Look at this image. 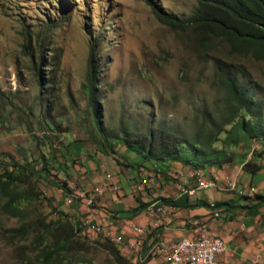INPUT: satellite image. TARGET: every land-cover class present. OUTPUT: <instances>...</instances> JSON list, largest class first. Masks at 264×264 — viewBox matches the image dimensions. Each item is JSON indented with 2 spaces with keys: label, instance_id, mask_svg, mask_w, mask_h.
Wrapping results in <instances>:
<instances>
[{
  "label": "rangeland",
  "instance_id": "rangeland-1",
  "mask_svg": "<svg viewBox=\"0 0 264 264\" xmlns=\"http://www.w3.org/2000/svg\"><path fill=\"white\" fill-rule=\"evenodd\" d=\"M155 2L183 19L192 17L197 7V0ZM92 54L101 128L94 124L84 87ZM218 59L233 64L232 70L264 104V59L236 53L193 27L172 28L156 16L152 0H0V183L5 171L15 169L26 172L31 182L16 187L22 193L15 203L21 208L18 216L5 211L8 198L0 189V264H49L40 252L51 248V239L41 243L34 227L41 233L42 220L54 221L63 212L54 202L59 184L87 202L94 193L95 187L78 188L82 172H73V162L78 164L80 151L99 148L104 136L107 146H115L111 155L128 163L135 152L116 137L145 136L151 128L165 126L192 140L199 128L210 126L206 113L213 118L226 105L216 73ZM77 142L76 152L72 144ZM213 148H223L222 141H214ZM262 150L257 141L226 148L250 159L264 157ZM72 153L76 157L65 161ZM148 161L150 167L141 165L147 174L176 175L175 165L167 168L171 160ZM27 190L32 196H24ZM23 225L29 231L15 234ZM79 236L83 245L64 252L65 260L115 264L103 246L107 238L92 232Z\"/></svg>",
  "mask_w": 264,
  "mask_h": 264
},
{
  "label": "crops",
  "instance_id": "crops-1",
  "mask_svg": "<svg viewBox=\"0 0 264 264\" xmlns=\"http://www.w3.org/2000/svg\"><path fill=\"white\" fill-rule=\"evenodd\" d=\"M78 145V142L72 144L74 148L76 146V152ZM98 146V150L90 149L86 154L80 151L77 153L79 157L73 156L74 152L72 157L66 154L65 161L71 162L73 157L79 159L78 164L73 162V172L78 168L82 172L78 188L88 191L103 185L106 186L105 194L95 198L90 205L89 199L88 202L81 197L80 200H71L66 184H59V192L54 198L55 204L62 205L60 215L69 216L83 232L98 233L89 225L103 223L120 237L117 243L110 240L133 262L170 264L158 256L160 250L156 251L157 246L166 240L175 242L186 237L193 238L201 227H206L209 233L221 237L227 244L226 252L218 256L220 264H264V204L257 207L261 203L258 195H264L263 156L255 158L262 164L255 175L244 169L249 157L221 168L209 166L211 168L207 170L211 171V178L205 177L206 169H198L197 179L209 178V182L216 185L191 194L189 189L195 186V181L190 179L194 169L189 165L179 161L167 162V168L170 164L175 165L176 175L171 179L161 175L156 178L152 172L147 174L141 166L150 167L148 159L143 157L136 161L141 155L129 154L128 163L118 162L117 157ZM158 169L163 171L165 166ZM65 174L69 178L67 172ZM145 177L153 180V184H142ZM70 179L69 185H72L74 180ZM113 184H118L119 189H113ZM183 195L187 196L190 206L172 205V201ZM222 202L224 204L216 206ZM217 208L221 210L218 215L214 212ZM85 222L87 225L84 226ZM137 226L149 228L142 236L141 248L131 250L128 243L139 238L134 230ZM101 235L109 239L105 234ZM164 251H168L167 246Z\"/></svg>",
  "mask_w": 264,
  "mask_h": 264
},
{
  "label": "trees",
  "instance_id": "trees-1",
  "mask_svg": "<svg viewBox=\"0 0 264 264\" xmlns=\"http://www.w3.org/2000/svg\"><path fill=\"white\" fill-rule=\"evenodd\" d=\"M152 5L156 16L174 29L184 31L193 27L194 30L207 34V37L222 40L236 53H251L256 59H264V0H197V7L192 17L187 19L162 10L155 0H152ZM232 67L233 64L228 66L219 59L216 61V73L219 84L224 89L226 105L219 107L217 116L213 118L206 113L205 121L210 126L205 124L199 128L195 139L184 137L178 128L165 126H160L157 130L151 128V131L145 136L132 138L125 135L116 137V139L123 140L129 150L149 160L179 161L195 170L205 169L208 166L221 168L226 164L244 160L246 157L244 152H228L226 148L245 145L251 141H257L264 145V104L256 100L254 94L246 87V83L240 79L239 73L233 71ZM95 71L96 66L92 54L90 76L84 87L92 104L91 112L94 116V124L101 128L96 93L98 76ZM222 133L224 134L223 138H219ZM117 140L115 143L119 142ZM218 140L222 141L223 148L215 149L213 142ZM105 142L103 136L99 145L103 147V151L110 153L109 149H113L115 146L113 144L107 146ZM261 168L262 164L256 159H250L244 163V169L253 175ZM44 169L49 171L47 167H43ZM20 184H31L26 172L22 170L18 173L16 169L5 171L0 189L3 196L8 198L4 209L13 216H18L21 211V208L15 204L22 195L16 189ZM31 189L34 190L32 186ZM31 194L32 191L27 190L24 196L29 197L32 196ZM258 197L261 199V203L257 205L259 208L264 204V195H258ZM186 200L187 196L183 195L172 201V205L190 206L191 204H188ZM222 204L224 203H218L216 206ZM24 228L25 225L20 230L16 229L15 234L24 235L23 233L29 231ZM34 228L41 237V243L51 239V248L48 250L44 248L40 252L44 262L74 264L72 260H65L63 254L81 247L83 242H80L79 233L85 232L81 230L82 228L77 227L69 216L62 214L51 222L42 220L41 233L39 226ZM103 246L112 255L115 264H139L125 256L120 247L110 239H106ZM78 263H84V261L80 260L75 264Z\"/></svg>",
  "mask_w": 264,
  "mask_h": 264
},
{
  "label": "built area",
  "instance_id": "built-area-1",
  "mask_svg": "<svg viewBox=\"0 0 264 264\" xmlns=\"http://www.w3.org/2000/svg\"><path fill=\"white\" fill-rule=\"evenodd\" d=\"M193 175V174H192ZM146 185L148 183L153 184V180H148L147 177L141 182ZM216 184H209V178L197 179L195 186L189 189V193L194 194L195 191L202 188H208L215 186ZM118 184H113L112 188L115 190L119 189ZM105 192L104 186H96L94 188V193L89 198V202L92 203L95 198L101 196ZM78 194H73L70 196L71 200L76 199ZM220 208L215 209L214 212H220ZM87 222L84 223V226ZM89 225V224H88ZM89 227L92 228H102L105 232L112 237L120 238L115 235L113 230L103 223L90 224ZM149 226H137L134 230L139 234V238L133 242L128 243L131 250H137L141 248L142 236L147 234ZM164 244H171V251H164ZM227 250V244L221 237L214 236L211 232L210 235H200L198 234L193 238H183L181 242H174L173 240H166L160 249V254L158 256L163 257L170 264H220L218 261V256Z\"/></svg>",
  "mask_w": 264,
  "mask_h": 264
},
{
  "label": "bare ground",
  "instance_id": "bare-ground-1",
  "mask_svg": "<svg viewBox=\"0 0 264 264\" xmlns=\"http://www.w3.org/2000/svg\"><path fill=\"white\" fill-rule=\"evenodd\" d=\"M209 184H213V183L212 182H209ZM218 213L219 212H217L216 214L218 215ZM96 232H98L99 234H105V236H107L109 239H112L116 243L119 241L118 238L112 237L111 235L107 234L105 232V230H103L102 228H96ZM199 234L200 235H210V233H209V231H208V229L206 227H201ZM175 242H181V239L180 240H177ZM161 245L163 246V243H161ZM161 245L160 246H157V248H156L157 250L156 251H159L161 249V247H162ZM165 246H167V250L168 251H171V244H169V245L164 244V247Z\"/></svg>",
  "mask_w": 264,
  "mask_h": 264
}]
</instances>
